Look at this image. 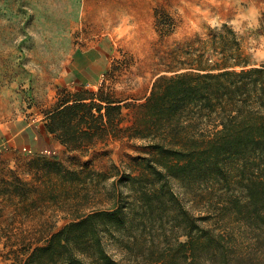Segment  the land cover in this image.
<instances>
[{"label":"trees","instance_id":"1","mask_svg":"<svg viewBox=\"0 0 264 264\" xmlns=\"http://www.w3.org/2000/svg\"><path fill=\"white\" fill-rule=\"evenodd\" d=\"M179 49L182 60L172 73L159 75L143 101L128 103L133 120L125 129L147 141L145 154L128 170L116 163L104 171L65 170L85 185L76 203L100 189L96 202L71 211L20 264H264V64L243 53L226 22ZM122 101L103 84L96 91L78 87L46 114L43 127L69 149L82 150L123 130ZM174 180L200 199L204 214L185 205ZM18 182L6 191L29 216L32 187ZM225 214L251 229L247 248L228 228L201 223ZM122 229L131 263L105 242Z\"/></svg>","mask_w":264,"mask_h":264},{"label":"rangeland","instance_id":"2","mask_svg":"<svg viewBox=\"0 0 264 264\" xmlns=\"http://www.w3.org/2000/svg\"><path fill=\"white\" fill-rule=\"evenodd\" d=\"M263 16L264 0H0L1 264H20L71 211L94 205L100 189L77 204L85 185L65 170L104 171L113 163L128 170L145 154L147 141L125 129L133 120L128 103L143 101L159 75L172 73L182 60L179 46L226 22L252 60L247 50L264 38ZM102 84L123 100V130L82 150L50 148L56 136L43 127L46 114L78 87L96 91ZM11 181L32 187L31 215L6 191ZM173 186L193 213L206 212L189 187ZM201 223L228 228L242 247L252 240L251 229L226 214ZM124 240L123 229L105 238L117 259L131 263Z\"/></svg>","mask_w":264,"mask_h":264},{"label":"clouds","instance_id":"3","mask_svg":"<svg viewBox=\"0 0 264 264\" xmlns=\"http://www.w3.org/2000/svg\"><path fill=\"white\" fill-rule=\"evenodd\" d=\"M248 53L252 57V61L256 66L264 64V38H262V42L258 47L249 48Z\"/></svg>","mask_w":264,"mask_h":264},{"label":"crops","instance_id":"4","mask_svg":"<svg viewBox=\"0 0 264 264\" xmlns=\"http://www.w3.org/2000/svg\"><path fill=\"white\" fill-rule=\"evenodd\" d=\"M48 134L52 135L51 133H48ZM51 143L53 144V147H55V148H57L59 145H61V142L56 138H54V140H52ZM1 262L2 261L0 259V264H1Z\"/></svg>","mask_w":264,"mask_h":264}]
</instances>
